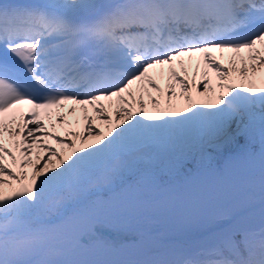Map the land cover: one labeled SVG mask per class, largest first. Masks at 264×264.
Returning a JSON list of instances; mask_svg holds the SVG:
<instances>
[{
  "label": "snow or ice",
  "instance_id": "snow-or-ice-1",
  "mask_svg": "<svg viewBox=\"0 0 264 264\" xmlns=\"http://www.w3.org/2000/svg\"><path fill=\"white\" fill-rule=\"evenodd\" d=\"M0 264H264V0H0Z\"/></svg>",
  "mask_w": 264,
  "mask_h": 264
},
{
  "label": "rangeland",
  "instance_id": "rangeland-1",
  "mask_svg": "<svg viewBox=\"0 0 264 264\" xmlns=\"http://www.w3.org/2000/svg\"><path fill=\"white\" fill-rule=\"evenodd\" d=\"M97 127H99V125H97ZM61 134H63V130H61ZM219 163L222 164L223 161H220ZM205 166L216 168L218 166V162L217 160L206 161ZM188 168H193V165L189 164ZM215 230L216 225L211 219L196 221L187 225L176 227L170 225L160 226V232L163 235V238L167 241L175 243H197L207 238ZM115 238L127 240L128 242L132 241L131 236L121 235Z\"/></svg>",
  "mask_w": 264,
  "mask_h": 264
}]
</instances>
